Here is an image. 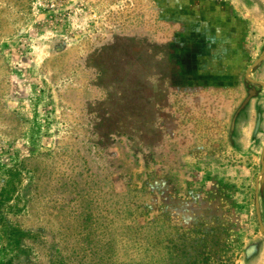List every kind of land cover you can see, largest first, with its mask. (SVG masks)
Returning <instances> with one entry per match:
<instances>
[{"label":"rangeland","instance_id":"rangeland-1","mask_svg":"<svg viewBox=\"0 0 264 264\" xmlns=\"http://www.w3.org/2000/svg\"><path fill=\"white\" fill-rule=\"evenodd\" d=\"M263 44L264 0H0V264H264Z\"/></svg>","mask_w":264,"mask_h":264},{"label":"water","instance_id":"water-1","mask_svg":"<svg viewBox=\"0 0 264 264\" xmlns=\"http://www.w3.org/2000/svg\"><path fill=\"white\" fill-rule=\"evenodd\" d=\"M263 63H264V44L262 50L257 55L256 59L245 70L243 76V84L244 87H247V95L240 104L236 113L232 117L231 126H230L231 133H233L234 131L235 121L239 113H241L243 110L247 108V106L249 105L252 99L257 97L260 89L264 92V83L253 78V74L256 71H258V69L261 67ZM259 122L260 121L258 119L256 127H258ZM263 185H264V145L260 153V171L255 180L254 201H253L254 212L256 216V221L258 223L259 233L264 238V221H263V216L261 212V203H260Z\"/></svg>","mask_w":264,"mask_h":264},{"label":"crops","instance_id":"crops-1","mask_svg":"<svg viewBox=\"0 0 264 264\" xmlns=\"http://www.w3.org/2000/svg\"><path fill=\"white\" fill-rule=\"evenodd\" d=\"M147 34L149 35V38H150V39H148V41L153 46H156V45H163V46H165V45L169 44V41H166L165 37L159 38V40H158L153 31H152V36L150 37L151 30L149 32H147ZM180 43H181V40H180ZM182 48H184V47L183 46H180V49H182ZM169 54H170V57H168V56L167 57H164V55H160V54H156L155 53L154 54V57H153V60L154 61L156 60L158 63H160L163 60H165V59L167 60L168 59L170 62L172 61L174 64H177L179 61L184 62L185 60H187V58L181 59L182 57L180 55H177L176 54L174 56L173 53H169ZM188 54H189V56H191L192 53H188ZM168 60H167V62H169ZM263 65H264V63L261 65V67L258 70H260ZM182 69H184V70L186 69V72H191V71H194V69L197 71L199 68H198L197 64L194 63V59H192L191 57L190 58L188 57V61H186V65L183 66ZM200 73H201V71H200ZM148 74H151V73L148 72Z\"/></svg>","mask_w":264,"mask_h":264}]
</instances>
